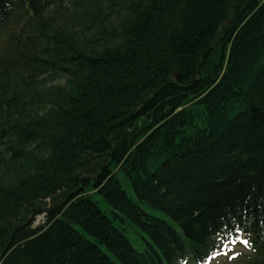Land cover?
Listing matches in <instances>:
<instances>
[{
  "label": "trees",
  "instance_id": "16d2710c",
  "mask_svg": "<svg viewBox=\"0 0 264 264\" xmlns=\"http://www.w3.org/2000/svg\"><path fill=\"white\" fill-rule=\"evenodd\" d=\"M0 35V264H264V0H0Z\"/></svg>",
  "mask_w": 264,
  "mask_h": 264
},
{
  "label": "rangeland",
  "instance_id": "374dc122",
  "mask_svg": "<svg viewBox=\"0 0 264 264\" xmlns=\"http://www.w3.org/2000/svg\"><path fill=\"white\" fill-rule=\"evenodd\" d=\"M5 39L4 35H0V46L3 45L2 41ZM63 79L56 80V83H63ZM123 189L126 191L127 195L132 197L131 188L124 178L120 177ZM43 215L38 214L35 217L34 225H37L42 221ZM243 239V238H241ZM132 243L134 241L131 239ZM250 255V250L246 243L242 240L240 242L231 241H220L217 244L216 250L211 253L203 264H243L247 257Z\"/></svg>",
  "mask_w": 264,
  "mask_h": 264
},
{
  "label": "water",
  "instance_id": "95a60500",
  "mask_svg": "<svg viewBox=\"0 0 264 264\" xmlns=\"http://www.w3.org/2000/svg\"><path fill=\"white\" fill-rule=\"evenodd\" d=\"M175 78L177 79V78H178V76H177V75H175Z\"/></svg>",
  "mask_w": 264,
  "mask_h": 264
},
{
  "label": "snow or ice",
  "instance_id": "6c2138e0",
  "mask_svg": "<svg viewBox=\"0 0 264 264\" xmlns=\"http://www.w3.org/2000/svg\"><path fill=\"white\" fill-rule=\"evenodd\" d=\"M245 243H247V242H245Z\"/></svg>",
  "mask_w": 264,
  "mask_h": 264
}]
</instances>
